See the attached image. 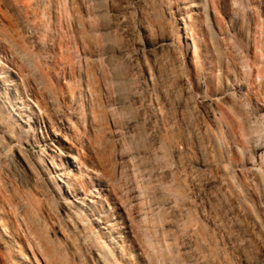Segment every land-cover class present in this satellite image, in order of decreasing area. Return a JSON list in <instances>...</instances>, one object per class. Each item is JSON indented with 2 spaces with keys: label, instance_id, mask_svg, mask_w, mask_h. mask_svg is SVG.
I'll use <instances>...</instances> for the list:
<instances>
[{
  "label": "rangeland",
  "instance_id": "obj_1",
  "mask_svg": "<svg viewBox=\"0 0 264 264\" xmlns=\"http://www.w3.org/2000/svg\"><path fill=\"white\" fill-rule=\"evenodd\" d=\"M0 74V264H264V0H0Z\"/></svg>",
  "mask_w": 264,
  "mask_h": 264
},
{
  "label": "bare ground",
  "instance_id": "obj_2",
  "mask_svg": "<svg viewBox=\"0 0 264 264\" xmlns=\"http://www.w3.org/2000/svg\"><path fill=\"white\" fill-rule=\"evenodd\" d=\"M190 8V7H189ZM192 10V9H191ZM189 18L192 20V21H194V23H195V21H197L196 20V14L193 12V11H190L189 12ZM190 20V21H191ZM178 30H179V32L181 31L180 30V27L178 26ZM200 35V37L202 38V43H200V49H201V51H202V53H203V55H204V59L206 60V62L208 63V65L210 66V65H212V62L208 59V56H207V54H208V48H207V45H206V43H205V37L203 36V34H199ZM184 52H185V55L186 56H188V57H190V53H189V48H188V46L187 45H185L184 46ZM0 77H1V74H0ZM210 78V77H209ZM3 82V81H2ZM1 82V80H0V83H2ZM4 84V88H5V93H7L8 94V96H9V99L10 100H14V99H16V95H14V93H13V86L15 85L13 82H9V81H6V82H4L3 83ZM15 89V88H14ZM16 90V89H15ZM21 103V105H20V107H19V110L22 112V113H26L25 115H26V117L25 118H27V119H23L22 120V123H24V124H26V126H30V128L31 129H36L37 128V123H38V121H39V119H34V118H31V116L30 115H32L33 113L35 114V112L33 111V109L29 106V105H27V103H22V102H20ZM14 113L17 115L18 113H19V111H14ZM38 120V121H37ZM43 121V120H42ZM39 126V125H38ZM51 136H52V141L54 142V145H57V147L59 148V150L57 151V150H54V152H55V155L57 154L58 155V160H59V162H56V163H58L59 165L61 164L62 165V167L63 168H65V169H70V176H72V178L74 177H76V174L75 173H73V168L71 167V164H69V162L70 163H72L71 162V160H68V158L69 157H72V158H76V160H80V158L76 155V153H77V149H79V148H77V145L74 143V142H72V140H71V138L69 137V136H67V135H64V134H61V133H52L51 134ZM52 142V143H53ZM45 154H47V153H49V151H48V148L47 147H44V149L42 150ZM42 152V153H43ZM64 154V155H66L67 157L66 158H61V154ZM50 160V159H49ZM75 161V160H74ZM77 162V161H76ZM50 163V162H49ZM49 163H48V160H47V157L44 155V156H42V157H40V161H39V163H38V168L40 169V171L41 172H44V173H48L46 170L47 169H49V168H51V166H49ZM59 165H56V166H59ZM72 168V169H71ZM62 170V169H61ZM64 175V174H63ZM63 175L61 174V176H62V178L60 179V182L61 183H64V185L67 187H71L73 190H72V193L74 194V197H75V200H72V201H75V202H72L74 205H73V207H72V205H69L71 202H68L67 200L69 199V198H71V196H70V193L69 192H67L65 189H64V192H63V188H62V186L60 185V182H57L56 183V187H57V192H58V194H59V196H60V198L62 199V201H61V203L60 204H62L61 205V213H62V215H63V217L65 216L66 218H68V219H71L72 217H80L81 216V214H83L84 216V218L86 219V218H88L89 216H90V214H92L93 215V208L91 207V205L89 204V202L86 200V196L84 195L85 193L83 192H81L80 191V187H79V183H70L68 180H66L67 178H66V176L67 175H65V178H63ZM76 179V178H75ZM73 181V180H72ZM52 182H54V181H52ZM81 182V181H80ZM54 186V185H53ZM54 186V187H55ZM82 186V185H81ZM79 187V188H78ZM82 188V187H81ZM83 188H85V187H83ZM68 189V188H67ZM103 189V188H102ZM55 191V190H54ZM53 192V191H52ZM56 192V191H55ZM83 194V195H82ZM55 195H56V193H55ZM71 203V204H72ZM74 208V209H73ZM88 212H90V213H88ZM94 219H97L96 217L94 218ZM80 223V222H79ZM78 223V224H79ZM2 227V226H1ZM31 227V226H30ZM33 230V229H32ZM1 233V232H0ZM99 234H100V236H102L103 238H106V236H105V232L103 231V230H99ZM2 236V235H1ZM38 236V235H37ZM2 238V237H1ZM38 239H39V241H42V239L38 236ZM6 240H7V238H6ZM5 240V241H6ZM49 240V239H48ZM9 241V240H8ZM50 241V240H49ZM42 243H43V241H42ZM43 245V244H42ZM13 246V245H12ZM45 247H46V245H44ZM123 247V246H122ZM53 249H55V248H53ZM52 249V250H53ZM122 250H123V248H122ZM125 250V249H124ZM123 250V252H125ZM45 251H47V253L49 254V256L50 255H52V253L54 252V251H56V253L55 254H57V250H54L52 253H51V250H50V248L49 249H47V250H45ZM13 252H14V254H16V255H18V253L20 252V249H18L17 247H14L13 248ZM124 255V254H123ZM15 256V255H14ZM54 256V255H53ZM52 256V257H53ZM18 257V256H17ZM67 262V261H66Z\"/></svg>",
  "mask_w": 264,
  "mask_h": 264
}]
</instances>
